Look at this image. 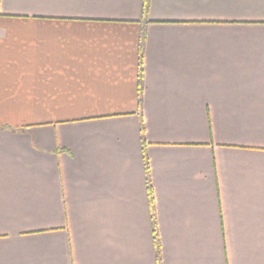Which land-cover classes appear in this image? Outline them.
Listing matches in <instances>:
<instances>
[{"label":"crops","instance_id":"crops-1","mask_svg":"<svg viewBox=\"0 0 264 264\" xmlns=\"http://www.w3.org/2000/svg\"><path fill=\"white\" fill-rule=\"evenodd\" d=\"M143 2L0 0V264H264V0Z\"/></svg>","mask_w":264,"mask_h":264},{"label":"trees","instance_id":"trees-1","mask_svg":"<svg viewBox=\"0 0 264 264\" xmlns=\"http://www.w3.org/2000/svg\"><path fill=\"white\" fill-rule=\"evenodd\" d=\"M149 5H150V0H144L143 2V15L146 16L148 13V9H149ZM144 36H142V40H143ZM140 84H142V64H143V44L140 43ZM146 159V158H145ZM146 169H147V186H148V195H149V199H150V203L152 204V186H151V180H150V174H149V167L146 161ZM152 209V218H153V224H154V239H155V246H156V255H157V259H158V263L160 261V240H159V236L157 233V223H156V215L154 213V208Z\"/></svg>","mask_w":264,"mask_h":264}]
</instances>
